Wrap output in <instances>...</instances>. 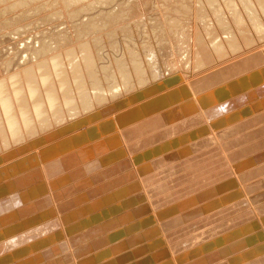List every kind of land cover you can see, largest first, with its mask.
I'll list each match as a JSON object with an SVG mask.
<instances>
[{"label":"rangeland","instance_id":"obj_1","mask_svg":"<svg viewBox=\"0 0 264 264\" xmlns=\"http://www.w3.org/2000/svg\"><path fill=\"white\" fill-rule=\"evenodd\" d=\"M16 1L26 0L0 5L1 79L35 64L31 57L40 47L63 51L88 39L98 40L99 65L112 66L110 75L120 63L131 67L148 56L154 63L142 74L146 84L98 105L102 115L90 118L86 112L9 151L0 149V171L14 167L12 177L25 183L0 199V204H13L4 205L0 220L12 209L21 216L17 223L0 222V264L8 259V264H22L24 256L17 254L33 242L45 249L44 241L52 246L51 255L40 258L41 264H165L176 258L183 261L178 264H264V13L246 11L233 0H217L213 8L201 0H94L100 4L87 3L75 13L65 11L68 0H31L23 9L14 8ZM231 35L241 48L227 47L225 58L214 53L217 60L203 68L194 63V54L233 39ZM178 92L183 96L168 101ZM197 104L202 105L197 109ZM142 106L145 116L129 126L120 123ZM198 117L202 121H195ZM128 129L135 137L126 136L132 132ZM145 141L151 143L141 146ZM167 141L169 148L154 156L153 150ZM149 153L152 157L143 160ZM92 162L97 170L89 175L86 167ZM18 197L23 206L17 209ZM114 234L119 238L112 246L99 247ZM258 234L257 245L250 242L252 246L239 249L236 243ZM92 256L101 260L94 262Z\"/></svg>","mask_w":264,"mask_h":264},{"label":"bare ground","instance_id":"obj_2","mask_svg":"<svg viewBox=\"0 0 264 264\" xmlns=\"http://www.w3.org/2000/svg\"><path fill=\"white\" fill-rule=\"evenodd\" d=\"M11 1V0H10ZM31 0H26V1H16V3L12 4L14 6V8H17L15 6H20L21 9L28 7L30 4ZM35 0H33L34 2ZM94 0H68L64 9H66L65 11L71 10V13H75V12H79V10L83 9L85 10L87 3L91 4L90 2H93ZM95 1H100V0H95ZM105 0H103L104 2ZM196 1H200V0H196ZM204 1L205 4H207L210 8H213L214 4H218L217 0H201ZM223 1V0H222ZM228 1H232V0H228ZM227 1V2H228ZM9 0H0V5L8 3ZM101 2V1H100ZM198 2L196 3V5L198 4ZM226 2V1H225ZM233 2H235L234 4L236 5H242L244 7V10L248 11L250 9H253L255 11L252 12H256V9L261 10L264 13V0H233ZM10 3V2H9ZM52 3V2H51ZM65 3V2H64ZM86 3V4H85ZM105 3V2H104ZM46 4V3H45ZM100 4V3H99ZM94 3L95 6L99 5ZM201 4V3H200ZM203 4V3H202ZM12 5L8 6L6 8V10H8L10 7L12 9ZM32 5V4H31ZM47 5V4H46ZM92 5V4H91ZM91 5H88V7ZM93 5V6H94ZM195 5V4H194ZM195 5V6H196ZM204 5V4H203ZM44 6V5H43ZM50 5H48L49 7ZM194 6V7H195ZM233 7H235L234 5H232ZM45 7V6H44ZM52 7V6H51ZM75 7V8H74ZM200 7V5H199ZM216 7V6H215ZM219 7V5H218ZM5 8V7H4ZM205 8V7H204ZM231 8V7H229ZM242 8V7H239ZM43 9V7H42ZM48 9V8H47ZM50 9V8H49ZM90 9V8H87ZM61 10V9H59ZM78 10V11H77ZM196 10V9H195ZM258 10V11H259ZM232 11V10H231ZM241 11V10H239ZM81 12V11H80ZM233 12V11H232ZM236 12V11H235ZM251 12V10H250ZM61 13V12H60ZM59 13V14H60ZM69 13V11H68ZM70 13V14H71ZM196 13V12H194ZM237 13V12H236ZM58 14V13H57ZM68 14V15H70ZM234 14V13H233ZM235 15V14H234ZM237 16V15H236ZM251 16V15H250ZM221 17V16H220ZM234 17V16H233ZM252 17V16H251ZM196 19V17H195ZM197 20V19H196ZM236 20V19H235ZM174 21V24L176 20H171ZM253 22V21H252ZM169 23V22H168ZM173 24V22H171ZM173 24V26H174ZM227 24V23H226ZM170 25V24H169ZM228 25V24H227ZM172 26V27H173ZM177 26V25H176ZM220 26V25H219ZM227 27V26H226ZM93 29V28H92ZM95 29V27H94ZM101 29V28H100ZM170 30V29H169ZM176 30V29H175ZM229 32V31H228ZM92 33V32H91ZM95 33V32H94ZM244 33V32H243ZM235 37V35H233ZM233 36L231 35V37L233 38ZM80 37V35H79ZM203 39H205L206 35L204 36L203 34ZM200 38V37H198ZM230 38V37H228ZM262 38V37H261ZM264 38V36H263ZM202 39V40H203ZM215 39V38H214ZM91 39H88L86 41H83L81 43H79L76 46H71V48L69 47V49L66 50H59L57 47H55L53 49V47H43L44 45H41L43 48L40 50H37L36 52H34L32 55L34 56H29L32 59L34 58V60L36 61L35 64L33 62L29 63L27 66H25V68L23 67L22 70L18 69V71L16 73H7V75L3 76V79L0 78V149H9L10 147H14L15 145L27 140V138H32L36 135H39L41 132L43 131H47L57 125L63 124L65 122H67L70 118H78L80 116L83 115V113L86 112H90L91 117L90 118H95L97 116H100L104 113V111H99V108L97 107L98 105H101L104 102H111L113 101L115 98H117L118 96L124 94L125 92H130L131 90L135 89L136 85L138 86H143L144 84H146L145 82V72L148 71V66L154 63V57L153 56H148L146 58V60H143L140 64L137 62H135L136 60L133 61V63L135 62L136 64H133L131 67L127 66V64H122L120 63L118 66V68L116 69V72L113 73L112 75L108 74L109 70L111 69L110 66L106 67V66H100L99 65V54L96 52V46L98 45L96 40L95 42ZM195 40V39H194ZM216 40V39H215ZM200 41V40H198ZM204 41V40H203ZM202 41V42H203ZM219 41V40H218ZM247 41V40H246ZM43 42V41H42ZM40 43V44H44V43ZM63 42V41H62ZM205 42V41H204ZM58 44V43H57ZM198 44V43H197ZM209 44V43H208ZM211 44V43H210ZM49 45V44H48ZM213 46V48L209 49L210 52L208 50H205V52L203 53L202 50L201 52H199L198 54H194V56L198 59H195L198 62L197 64L202 65L201 67L203 68V66L207 65L208 63H211L210 61H215V59L220 56V58H223L224 55H226L228 52L227 47H229L230 49H236V48H241V44L240 42H238V40L236 38L233 39H227V41L224 40H220V42L215 43L214 45L211 44ZM200 48V45H198ZM209 46V45H208ZM196 47V46H194ZM207 47V45H206ZM68 48V47H67ZM203 48V47H202ZM207 49V48H205ZM229 49V50H230ZM195 50V49H194ZM200 51V49H197ZM196 50V51H197ZM204 50V49H203ZM241 50V49H240ZM207 51V52H206ZM234 51V50H233ZM230 52V51H229ZM236 52V51H235ZM203 55H201V54ZM214 53L215 55H218L216 58L214 57ZM202 58H200L201 56ZM28 55V54H27ZM199 55V57H197ZM28 57V58H29ZM109 57V56H108ZM25 57V59H28ZM225 58V57H224ZM24 59V60H25ZM30 59L31 61H34ZM200 59V60H199ZM217 60V59H216ZM29 61V60H27ZM105 61V60H103ZM263 62V61H262ZM9 63V62H8ZM6 62V64H8ZM11 63V62H10ZM215 63V62H214ZM25 64V63H24ZM109 64V63H108ZM226 64V63H225ZM116 65V64H115ZM252 65V64H251ZM9 66V65H7ZM187 66V65H186ZM116 67V66H115ZM200 67V68H201ZM244 67V66H243ZM9 68V67H8ZM7 68V69H8ZM147 68V69H146ZM195 68V67H194ZM235 68V67H234ZM6 69V70H7ZM180 71V70H179ZM194 72V71H193ZM142 74H145L144 76ZM185 76V75H184ZM217 78V77H216ZM220 79V77H219ZM106 85V86H105ZM190 87V86H189ZM198 87V86H197ZM139 89V88H138ZM260 89V88H259ZM190 90V89H189ZM189 91H187L186 93H184V95H186ZM210 92V91H209ZM232 92V91H231ZM238 92V91H237ZM221 93H226L221 92ZM235 93V92H234ZM182 95L181 93L178 92V95L173 93V95H169L170 98H168V101H170V99L174 100L177 97H179L180 95ZM230 94V93H226ZM233 94V92H232ZM220 95V94H219ZM224 95V94H222ZM225 95V96H226ZM231 95V94H230ZM234 95V94H233ZM254 95V94H253ZM258 95V94H257ZM183 96V95H182ZM221 96V95H220ZM212 97L214 98V96L212 95ZM222 98V96H221ZM118 99V98H117ZM167 99V98H166ZM205 99V98H204ZM212 99V98H211ZM216 99V98H215ZM215 99H213L214 101H216ZM223 99V98H222ZM163 101V100H162ZM161 103V101H159ZM167 102V100H166ZM208 102V101H207ZM153 104V103H152ZM202 105V104H201ZM200 105V106H201ZM198 106V107H197ZM197 109L200 108V106L197 104ZM206 108L209 107L208 103H205ZM204 106V107H205ZM211 106V105H210ZM155 107V106H154ZM153 107V108H154ZM195 107V108H196ZM213 107V106H212ZM175 109V108H174ZM193 109V108H192ZM108 110V109H107ZM105 110V111H107ZM184 110V109H183ZM136 113H131L129 114V116H126L124 118H121L120 123L124 124L123 126H129V124H132L133 121H137L136 118L139 117H143L146 115L147 113V109L145 106L140 107L139 109L135 110ZM175 112V111H174ZM179 113L178 111L176 112ZM202 114V113H201ZM201 114L199 116H201ZM207 114V113H206ZM175 115V116H176ZM179 116V115H178ZM182 116V115H181ZM203 117H205V114L203 115ZM167 118V117H166ZM200 117H198V120L196 119L195 121H202L201 119H199ZM202 118V117H201ZM139 120V119H138ZM155 120V119H154ZM158 121V120H157ZM196 122V124H198ZM139 123V121H138ZM137 123V124H138ZM146 123V122H145ZM144 123V124H145ZM151 126L154 127L155 126V122H152L151 119ZM200 123V122H199ZM202 123V122H201ZM205 123V122H204ZM213 123V122H212ZM134 124V122H133ZM147 124V123H146ZM193 124H195L193 122ZM247 124V123H246ZM150 126V122L148 124ZM147 125V127H148ZM154 125V126H153ZM144 126V125H143ZM205 126V125H204ZM131 127V126H130ZM147 127L143 128V129H147ZM151 127V128H152ZM188 127V126H187ZM224 127V126H223ZM126 128V127H124ZM140 128V127H139ZM138 128V129H139ZM190 128V127H189ZM208 128V127H207ZM214 128V127H213ZM137 129V127H136ZM141 129V128H140ZM139 129V130H140ZM186 129V128H185ZM129 130V129H128ZM133 130V129H132ZM131 129L129 131H132ZM148 130V129H147ZM221 130V129H220ZM127 131V129H126ZM133 131H138V130H134ZM133 131L131 133L126 132V136L128 138H132L135 137V135H132ZM141 132V131H140ZM139 132V133H140ZM146 132V131H145ZM156 132V131H155ZM222 132V131H221ZM137 133V132H136ZM135 133V134H136ZM170 130L169 131H164L163 134L161 135V137H167L169 135ZM223 135V134H222ZM219 137V136H218ZM159 139V138H158ZM190 139V138H189ZM201 139V138H200ZM162 140V139H160ZM164 140V138H163ZM169 140V138H168ZM166 141V140H165ZM210 141V140H209ZM209 141H204L203 145H205L206 143H208ZM224 141V140H223ZM141 142V141H140ZM169 141H167V145L161 146L160 149H155L153 150L152 154L154 156L157 157V155H159L162 150L163 152L165 151V148L168 147L170 144L168 143ZM131 143V142H130ZM151 143L150 141H145L143 144H141V146H144L146 144ZM164 144V143H163ZM209 144V143H208ZM133 145V143H132ZM207 145V144H206ZM136 146L138 147V145L136 144ZM201 147V146H200ZM159 148V147H158ZM169 148V147H168ZM13 149V148H12ZM223 149V148H222ZM11 150V149H10ZM177 150V149H176ZM206 150V149H205ZM9 151V150H8ZM203 151V150H202ZM173 152V151H172ZM175 152V151H174ZM177 152V151H176ZM123 153V152H122ZM126 153V152H125ZM178 153V152H177ZM73 154V153H72ZM121 154V153H120ZM218 154V153H216ZM235 155V154H234ZM112 157V155H111ZM119 157V156H118ZM148 157H152V155L149 154H145L143 155V158H148ZM171 157V156H170ZM207 157V156H206ZM110 158V157H109ZM107 158V159H109ZM174 158V156H173ZM81 159V158H80ZM111 159V158H110ZM109 159V160H110ZM115 159V158H112ZM134 159V158H133ZM141 159V161H142ZM82 160V159H81ZM80 160V161H81ZM84 160V159H83ZM144 160V159H143ZM121 161V160H120ZM218 162V161H217ZM65 163V161H64ZM79 163V162H78ZM223 163V162H222ZM60 164V163H59ZM90 164V163H89ZM218 164V163H217ZM73 165V164H72ZM16 166V165H14ZM65 167V166H62ZM8 168V167H7ZM20 169V167H19ZM22 169V168H21ZM116 169V168H115ZM14 171H16V168H8V169H4V171H0V199L3 197H6L7 193H12L18 189H20V187H22L24 184L22 183V181H16L15 178L12 177V175L14 174ZM20 171V170H19ZM111 171V170H110ZM18 172V171H17ZM108 173V172H107ZM110 173V172H109ZM38 174V173H37ZM106 174V173H105ZM15 175V174H14ZM36 175V174H35ZM99 175V174H98ZM10 176L12 179H10ZM33 176V175H32ZM94 176V175H93ZM96 177V176H95ZM34 178V177H33ZM31 179L32 181L34 179ZM95 179V178H94ZM21 180V179H20ZM36 180V179H35ZM34 180V181H35ZM87 180V179H86ZM26 181V180H25ZM33 181V182H34ZM82 181V180H81ZM91 181V180H90ZM97 182V181H95ZM30 183V182H29ZM139 183V182H138ZM42 184V183H41ZM100 184V183H99ZM32 185V184H31ZM37 185V184H36ZM96 185V183H95ZM98 185V184H97ZM102 185V184H101ZM180 185V184H179ZM35 186V185H34ZM85 186V185H84ZM99 186V185H98ZM110 186V185H109ZM38 187V186H37ZM89 187V185H88ZM102 187V186H100ZM103 187H106L105 185ZM127 187V186H126ZM43 188V187H41ZM87 188V187H86ZM24 189V188H23ZM29 189V188H28ZM39 189V188H38ZM124 189V188H123ZM36 190V189H35ZM104 190V189H103ZM110 190V189H109ZM27 191V190H26ZM90 191V190H89ZM88 191V192H89ZM93 191V190H92ZM108 191V190H107ZM25 192V191H24ZM23 192V193H24ZM35 192V191H33ZM91 192V191H90ZM19 193V191L17 192ZM36 193V192H35ZM22 194V193H21ZM20 194V195H21ZM139 194V193H138ZM14 195V194H13ZM18 195V194H17ZM85 195V194H84ZM112 195V194H111ZM236 195V194H235ZM32 196H34L32 194ZM88 196V195H86ZM201 196V195H200ZM199 196V197H200ZM89 197V196H88ZM137 197V196H136ZM195 197V196H194ZM229 197V196H228ZM11 198V196H10ZM28 198V197H27ZM36 198V197H35ZM84 198V197H83ZM196 198V197H195ZM202 198V197H201ZM8 199V198H7ZM13 199V198H12ZM11 199V200H12ZM86 199V197H85ZM3 200V199H2ZM6 200V199H4ZM28 200V199H27ZM41 200V199H40ZM132 200V199H131ZM228 200V199H227ZM26 201V200H25ZM38 201V198H36L34 200V203L36 204V202ZM42 201V200H41ZM69 201V200H68ZM98 201V200H97ZM13 202V201H11ZM32 202V201H30ZM40 202V201H39ZM44 202V201H43ZM75 202L78 203V199H75L72 201V203ZM130 202V201H129ZM32 203V207H35V204ZM12 203H4V204H0V209H4V205L10 206ZM30 204V203H29ZM34 204V206H33ZM224 204V203H223ZM13 205V204H12ZM11 205V206H12ZM40 205V204H39ZM44 205V204H43ZM237 205V204H236ZM242 205V204H241ZM247 205V204H246ZM10 206V207H11ZM38 206V205H37ZM31 208V207H30ZM40 208V207H38ZM254 208V207H253ZM18 209V208H17ZM28 209V208H26ZM25 209V210H26ZM241 209V208H240ZM31 209H29V213ZM33 210V209H32ZM35 210V209H34ZM38 210V209H36ZM142 210V209H141ZM169 210V209H168ZM255 210V209H254ZM9 216H6V213L4 214L5 218L4 220H0L3 221L4 223H10V221H14L16 219H19V214L17 211H15V209L9 210ZM167 211V210H166ZM232 211V210H231ZM236 211V209H235ZM259 211V210H258ZM261 211V210H260ZM27 212V211H25ZM255 212V211H254ZM262 212V211H261ZM24 213V212H21ZM35 213V212H33ZM32 213V214H33ZM38 213V212H36ZM140 213V212H139ZM3 214V213H2ZM27 214V213H26ZM244 214V213H243ZM30 215V214H29ZM28 215V217H29ZM75 215V214H74ZM148 215V214H147ZM153 215V214H152ZM250 215V214H249ZM25 216V215H24ZM34 216V214H33ZM224 216V215H223ZM228 216V215H227ZM245 216V215H244ZM251 216V215H250ZM3 217V216H2ZM23 217V216H22ZM157 217V216H156ZM24 218V217H23ZM21 218V219H23ZM69 218V217H68ZM218 218V217H217ZM221 218V217H220ZM219 218V219H220ZM225 218V217H224ZM37 219H39L37 217ZM218 219V220H219ZM20 220V219H19ZM36 220V219H35ZM154 220V219H153ZM158 220V219H157ZM211 220V219H210ZM214 220V219H212ZM243 220V219H242ZM25 221V220H24ZM23 221V222H24ZM32 221V220H31ZM110 221V220H109ZM249 221V220H248ZM254 221V220H253ZM18 222V220H16V223ZM45 222V221H44ZM112 222V221H111ZM218 222V221H217ZM256 222V221H255ZM151 223V222H150ZM159 223V222H158ZM163 223V222H162ZM208 223V222H207ZM246 223V222H245ZM12 224V223H11ZM114 224V223H113ZM256 224V223H255ZM14 224H12L13 226ZM23 225V224H22ZM109 225V224H108ZM237 225V224H236ZM254 225V224H253ZM11 226V225H10ZM234 226V225H233ZM247 226V224H246ZM4 227V226H3ZM56 227V226H55ZM249 227V226H248ZM254 227V226H252ZM251 227V228H252ZM256 227V226H255ZM262 228V227H261ZM12 229V228H11ZM9 228V230L7 231L8 234L12 233V230ZM26 229V228H25ZM32 229V228H31ZM62 229V228H61ZM247 228H245L246 230ZM249 229V228H248ZM30 230V229H29ZM36 230V228H35ZM243 230V231H245ZM250 230V229H249ZM248 230V232H249ZM253 230V229H252ZM258 230V229H255ZM114 231V230H113ZM153 231V230H152ZM166 231V230H165ZM215 231V230H214ZM11 232V233H9ZM31 232V231H29ZM109 232V231H108ZM112 234V231H110ZM247 232V231H246ZM245 233V234H248ZM253 232V231H252ZM35 233V232H34ZM44 233V232H43ZM96 233V232H95ZM116 233V232H115ZM242 233V232H240ZM251 233V230H250ZM258 233V232H257ZM256 233V234H257ZM15 234V233H14ZM99 234V233H97ZM244 234V236H245ZM255 234V232H254ZM32 235V234H31ZM109 235V234H108ZM158 235V234H157ZM251 235V234H250ZM15 236V235H14ZM64 236V235H63ZM144 236V235H143ZM253 236V235H251ZM255 236V235H254ZM259 236L256 235V238L254 239H250L248 236V240L246 238L245 241H242L241 243H236L239 244L238 247L240 250H242L243 248H245L247 246V244H251L250 242H253L256 244V241L259 240V242L261 241V235ZM43 237V235H42ZM109 237V236H108ZM119 238V234L116 235L114 234V236H112L111 238H107L105 240H103L101 243H99V247L100 246H112L111 243L113 244L115 240H118ZM241 237V234H240ZM261 237V238H260ZM33 238V237H32ZM40 238V237H39ZM169 238V237H168ZM167 238V239H168ZM236 238V237H235ZM234 240H237V238ZM144 239V238H143ZM233 239V238H232ZM245 239V238H244ZM7 240V239H6ZM11 240V239H10ZM29 239H27L26 241H28ZM37 240V239H36ZM239 240V238H238ZM39 241V240H38ZM44 241V239H43ZM140 241V240H139ZM241 241V240H240ZM5 242V241H4ZM11 242V241H9ZM32 242V241H31ZM27 243V242H26ZM25 243V244H26ZM34 243V242H33ZM33 243H31L30 245L28 244V246H26V248L22 251V255L21 254H17L20 255L19 257H22V264H37L39 262V264H41V259L40 258H44L45 255L50 256L51 252L49 251L51 249L48 248V244L49 242L44 241L43 245H45V249H42L40 245L36 244L32 245ZM117 243V242H116ZM235 243V242H234ZM8 244V243H7ZM95 244V243H94ZM158 244V243H157ZM236 244H233L236 246ZM260 244V243H259ZM50 245V244H49ZM149 245V244H148ZM160 245V244H159ZM231 245V244H230ZM232 245V246H233ZM257 245V244H256ZM62 246V245H61ZM152 246V245H151ZM178 246V245H177ZM180 246H182L180 244ZM232 246H230L231 248H233ZM252 246V244H251ZM2 248V246H0ZM43 247V246H42ZM98 247V245H97ZM116 247V246H115ZM132 247V245H131ZM179 247V246H178ZM250 247V245H249ZM259 247V246H258ZM257 247V248H258ZM261 247V246H260ZM0 248V249H1ZM5 248V245H4ZM12 248V247H11ZM18 248V247H17ZM61 248V247H59ZM64 248H66L64 246ZM94 248V246L92 247ZM110 248V247H109ZM155 248V247H154ZM157 248V246H156ZM181 248V247H180ZM6 249V248H5ZM14 249V248H13ZM89 249V248H88ZM106 249V248H105ZM115 249V248H114ZM235 249V247H234ZM237 249V248H236ZM253 250V248H251ZM255 249V247H254ZM93 250V249H92ZM95 250V248H94ZM93 250V251H94ZM163 250V249H161ZM220 250V249H219ZM257 250V249H256ZM86 251V250H84ZM83 251V252H84ZM165 251V250H164ZM234 251V250H232ZM237 251V250H236ZM245 251V250H244ZM251 251V250H250ZM258 252L260 251L257 250ZM264 251V250H263ZM61 252V251H60ZM90 252V249L87 250V253ZM245 252H249V251H245ZM244 252V253H245ZM254 252V251H253ZM109 253V250H108ZM158 253V252H157ZM169 253V252H168ZM172 253V251H171ZM227 254L231 253L228 251L226 252ZM242 253V254H244ZM14 254V253H13ZM67 254V253H66ZM78 254V253H77ZM164 254V253H163ZM166 254V253H165ZM164 254V256H165ZM174 254V253H173ZM172 254V255H173ZM225 254V253H223ZM222 254V255H223ZM247 254V253H246ZM261 254V252L259 253V255ZM79 255L80 254L79 252ZM87 255V254H86ZM94 255H96L94 253ZM144 255V254H143ZM168 255V254H167ZM240 255V254H239ZM252 253L250 254L251 258ZM253 255H258V253H254ZM98 256V254L96 255ZM156 256V255H155ZM163 256V255H162ZM163 256V257H164ZM169 256V255H168ZM207 256V255H206ZM211 256V255H210ZM213 256V255H212ZM211 256V257H212ZM226 256V255H225ZM224 256V257H225ZM242 256V255H241ZM249 256V255H248ZM262 256V255H261ZM5 257V256H4ZM18 257V256H17ZM46 257V256H45ZM52 257V256H51ZM172 257V256H171ZM185 257V256H183ZM210 257V259L212 258ZM244 256H242L243 259ZM246 257V255H245ZM47 258V257H46ZM64 258V257H63ZM98 258V257H97ZM96 257L92 256L91 259L96 262L97 260ZM103 258V257H102ZM173 258V257H172ZM192 258V257H191ZM207 258V257H206ZM233 258V257H232ZM241 258L238 256V259ZM247 258V259H248ZM252 258H254L252 256ZM256 258V257H255ZM21 259V258H19ZM45 259V258H44ZM43 259V260H44ZM76 259V258H75ZM79 259V258H78ZM99 259V258H98ZM121 259V258H120ZM166 259V258H165ZM169 259V258H168ZM177 259V258H176ZM176 259L174 260L176 263ZM180 259V258H179ZM178 259V260H179ZM209 259V260H210ZM241 259V260H242ZM246 260V258H244ZM101 260V256L100 259ZM205 260V259H204ZM213 260V259H212ZM218 260V259H217ZM222 260V259H221ZM249 260V259H248ZM247 260V261H248ZM252 260V259H250ZM259 260V259H258ZM263 260V259H262ZM81 261V260H80ZM79 261V262H80ZM86 261V260H85ZM89 261V260H88ZM142 261V260H141ZM170 261H173V259H171ZM168 261L167 263L165 262V264H175V262H170ZM244 261V260H243ZM254 261V260H253ZM252 261V262H253ZM261 261V260H260ZM4 264H8L9 259L8 260H4L3 261ZM47 262V261H45ZM44 262V264H45ZM67 262V261H66ZM78 262V263H79ZM149 262V261H148ZM157 262V261H156ZM181 262V261H180ZM178 262V263H180ZM183 262V261H182ZM181 262V263H182ZM204 262V261H203ZM209 262V261H208ZM212 262V261H211ZM209 262V263H211ZM216 262V261H214ZM251 262V263H252ZM257 262V261H256ZM49 262H47L46 264H48ZM51 263V262H50ZM84 263V262H83ZM158 263V262H157ZM177 263V264H178ZM249 263V262H248ZM259 263V262H258ZM52 264V263H51ZM60 264V263H58ZM91 264V263H90ZM197 264V263H196ZM205 264V262H204ZM206 264H208L206 262ZM260 264H262V262H260Z\"/></svg>","mask_w":264,"mask_h":264},{"label":"clouds","instance_id":"obj_3","mask_svg":"<svg viewBox=\"0 0 264 264\" xmlns=\"http://www.w3.org/2000/svg\"><path fill=\"white\" fill-rule=\"evenodd\" d=\"M97 170L96 166H95V162H92V164L88 165L86 167V172L89 174V175H92L94 174V172ZM23 206V200L22 198L18 197L17 199V202H16V205L15 207L19 208V207H22ZM4 209H0V212H3Z\"/></svg>","mask_w":264,"mask_h":264}]
</instances>
